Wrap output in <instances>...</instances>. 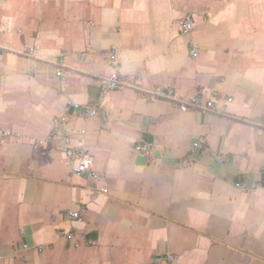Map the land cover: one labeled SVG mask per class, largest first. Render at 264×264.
I'll return each instance as SVG.
<instances>
[{
	"label": "crops",
	"instance_id": "obj_1",
	"mask_svg": "<svg viewBox=\"0 0 264 264\" xmlns=\"http://www.w3.org/2000/svg\"><path fill=\"white\" fill-rule=\"evenodd\" d=\"M188 16L196 58L177 25ZM62 54L74 70L64 80ZM115 72L134 88L100 99L99 79ZM157 87L232 102L218 103L226 115L183 113L140 92ZM70 101L98 114L71 111L53 136ZM259 127L264 0H0V130L11 134L0 139V264H264ZM64 135L84 143L99 179L72 172Z\"/></svg>",
	"mask_w": 264,
	"mask_h": 264
},
{
	"label": "built area",
	"instance_id": "obj_2",
	"mask_svg": "<svg viewBox=\"0 0 264 264\" xmlns=\"http://www.w3.org/2000/svg\"><path fill=\"white\" fill-rule=\"evenodd\" d=\"M177 25L179 26L180 33L183 36L188 37V48L190 56L192 58H196L198 56L199 48L197 42L192 37L195 28L194 19L188 16L185 19L178 21ZM36 50L37 48L26 49L20 54L27 58H34ZM64 56L65 54H62V59L55 63V66L57 67L56 76L62 80L74 73L73 69L65 65ZM84 56L85 55H82V57ZM99 84L101 90L100 99H104L109 93L114 91L126 88H134L132 85L128 84L125 81V79L120 75L119 72H115L114 74L107 77H101L99 79ZM140 92L146 94L151 102H156L158 100L172 102L175 104L177 110L183 113L188 111H197L204 113H213L217 115H226L228 113L227 105L221 107L218 103L219 101H224L226 104L232 102V98H223L218 93H213L211 98L209 99H204L200 95L188 99H181L172 89H166L164 87H157L152 90L140 89ZM71 111L81 113V115L85 119L95 117L98 114L96 106H82L78 103L70 101L68 102L64 113L53 119V136L61 133L62 131H65L66 124L68 123V114ZM258 134L264 135V127L258 128ZM10 136V133L0 130V139L9 138ZM205 142V139L200 137L193 143L192 148L199 149L205 145ZM59 143L63 147L65 157L68 161V164L72 167V172L74 174L79 176H88L92 179L100 178V174L95 169V158L83 142H80L77 145H73L70 137L64 135ZM148 148V145L139 144L136 145L135 151L144 155H148ZM218 161L228 162V160L224 158H221ZM191 164V162H185L184 166H189ZM237 186L242 190H247L246 186L243 184H238ZM102 192L107 193L108 191L104 189L102 190ZM84 212L85 211L83 209L77 211L68 210L65 214V217L70 223H79L84 219ZM58 235L70 242L74 239V233L72 232L60 230L58 232ZM29 248L30 247L28 245H24L25 250H29ZM39 249H43V247H39ZM162 261H165L168 264H175L176 258L172 255L158 257L155 259L154 263L159 264Z\"/></svg>",
	"mask_w": 264,
	"mask_h": 264
}]
</instances>
